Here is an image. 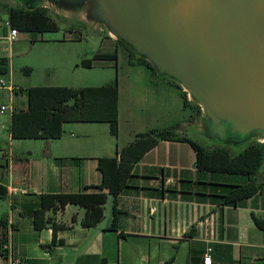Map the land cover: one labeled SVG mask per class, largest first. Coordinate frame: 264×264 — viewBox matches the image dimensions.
Returning a JSON list of instances; mask_svg holds the SVG:
<instances>
[{
    "label": "crops",
    "instance_id": "obj_1",
    "mask_svg": "<svg viewBox=\"0 0 264 264\" xmlns=\"http://www.w3.org/2000/svg\"><path fill=\"white\" fill-rule=\"evenodd\" d=\"M4 6L10 13L13 5ZM94 38L101 40L98 50L79 54L77 67L95 68L109 61L97 59L92 67L83 66L82 61L95 54L117 50L119 59L117 39L108 33ZM6 56L0 55L7 59L0 80L22 90L0 87V94L7 97L0 106L9 107L0 113V184L8 191L0 194V234L3 220L9 238L8 254H2L0 248V264H205L206 254L212 258L210 264H264V178L256 195L221 207L210 194L220 191L221 184L243 179L227 173L200 176L196 152L184 141L160 140L148 151L136 164L128 187L116 198L109 195L104 218L97 225L84 227L81 222L86 209L69 203L63 210H47L43 219L47 225L37 228L35 210L41 207L43 194L107 192L105 173L113 169L115 163L109 159L118 155L119 148L152 128L176 127L177 134L189 136L198 115L170 79L132 63L128 56L131 81H119L118 136L111 133L108 122H66L60 138H25L44 142L40 167L32 150H16L15 142L22 138H14L11 131L14 110L28 108L25 89L96 85L64 84L50 77L36 83L31 77H18ZM26 72L32 76V70ZM87 169L94 174L86 175ZM13 188L18 193L13 194ZM54 222L65 226L57 230L52 244Z\"/></svg>",
    "mask_w": 264,
    "mask_h": 264
},
{
    "label": "water",
    "instance_id": "obj_2",
    "mask_svg": "<svg viewBox=\"0 0 264 264\" xmlns=\"http://www.w3.org/2000/svg\"><path fill=\"white\" fill-rule=\"evenodd\" d=\"M7 1L126 42L200 106L189 135L234 151L264 143V0Z\"/></svg>",
    "mask_w": 264,
    "mask_h": 264
},
{
    "label": "trees",
    "instance_id": "obj_3",
    "mask_svg": "<svg viewBox=\"0 0 264 264\" xmlns=\"http://www.w3.org/2000/svg\"><path fill=\"white\" fill-rule=\"evenodd\" d=\"M9 8V21L19 31L42 33L59 29L58 21L45 7L26 9L11 6ZM118 43L128 49L132 63L143 64L155 75L157 74L156 68L145 57H137L126 42L118 40ZM97 59L112 60L117 64L118 51L95 54L92 59L83 60L82 64L85 67H92L93 61ZM6 61V58H0L1 72H5L3 66ZM170 81L182 90L186 105H193L199 115L200 106L188 99L186 91L180 85L171 79ZM20 90L22 87L18 91ZM25 91L29 99L28 108L14 110L12 114L11 131L14 138H60L66 122H108L111 133L116 137L119 134L120 87L117 77L113 82L96 86L36 85ZM175 129L176 127L152 128L140 132L133 141L119 148L118 155L109 159L115 163L113 169L105 173L104 183L108 185L107 192L43 194L41 207L35 210L36 227L44 228L47 225L48 222L43 220L47 210H63L69 203L86 209L81 222L84 227L97 225L104 218V204L109 195L116 198L128 187L129 179L138 161L160 140L189 143L196 152V165L200 176H205L209 172L215 173L213 175L216 176L227 173L235 175V179H243L242 182L221 184L220 191L210 194L212 200L221 207L239 204L261 190L263 182L260 181L259 172L264 162V143L254 140L241 150L234 151L227 146H206L187 135L177 134ZM7 192V188L0 184V194L5 195ZM117 212L115 206V213ZM1 222L0 248L2 254L7 255L9 241L7 225L3 220ZM64 226V224L52 223L54 234L52 244L57 230Z\"/></svg>",
    "mask_w": 264,
    "mask_h": 264
},
{
    "label": "rangeland",
    "instance_id": "obj_4",
    "mask_svg": "<svg viewBox=\"0 0 264 264\" xmlns=\"http://www.w3.org/2000/svg\"><path fill=\"white\" fill-rule=\"evenodd\" d=\"M4 3L9 2L7 0H0V35L10 30V27L5 24L9 11L5 8ZM50 13L59 23L57 31L42 33L20 31L18 38L14 42H0V55L7 54L6 57L9 58V61L13 62L12 65L18 77H31L36 83H44L46 81L43 80L50 77L55 82H62L64 84L74 83L77 85H97L100 82H107L110 78L115 79L116 75L118 81L121 80L122 84L123 82L131 81V77H129L131 73L128 59L129 52L122 44H120V56L117 64L115 61L109 60L106 61L105 65H99L95 68L77 67V64L81 62V59L78 62L76 61L77 56L79 54H86V52L93 53L98 50L101 40L99 42L94 37H102L106 32L96 27L92 28L90 25L84 23L66 20L52 10H50ZM27 68L32 70V76L26 74ZM6 101V93L4 95L0 94V104ZM4 134L7 136L8 131H5ZM189 136L206 146H212L205 139L193 136L192 134ZM3 146L6 150H9L10 146L8 143L3 144ZM15 148L19 153L23 150H32L34 158H39L37 160L39 162L37 163L41 167L42 163L40 159H42L45 149L42 140L17 139ZM45 168L48 171L47 166ZM91 173L94 174V170H85L86 175H91ZM259 175L261 178H264V168L260 170Z\"/></svg>",
    "mask_w": 264,
    "mask_h": 264
},
{
    "label": "built area",
    "instance_id": "obj_5",
    "mask_svg": "<svg viewBox=\"0 0 264 264\" xmlns=\"http://www.w3.org/2000/svg\"><path fill=\"white\" fill-rule=\"evenodd\" d=\"M5 24L6 26L10 27V30L0 35V42L5 41V42L12 43L18 38L20 31L18 28L13 27L9 20H7ZM0 87L7 88L13 92L18 91L20 89V86H17L15 84H7L4 80H0ZM8 110H9L8 105L0 106V113H6ZM11 192L13 194H16L18 193V190L13 188ZM211 261H212L211 256L209 254H206L204 257V263L210 264Z\"/></svg>",
    "mask_w": 264,
    "mask_h": 264
}]
</instances>
